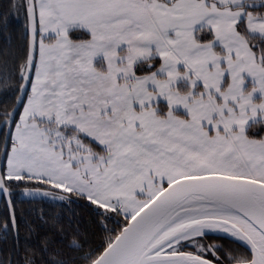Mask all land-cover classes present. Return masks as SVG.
<instances>
[{"label":"snow or ice","instance_id":"obj_1","mask_svg":"<svg viewBox=\"0 0 264 264\" xmlns=\"http://www.w3.org/2000/svg\"><path fill=\"white\" fill-rule=\"evenodd\" d=\"M0 264H264V0H0Z\"/></svg>","mask_w":264,"mask_h":264}]
</instances>
